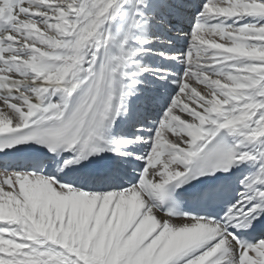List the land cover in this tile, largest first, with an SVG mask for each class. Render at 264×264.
Returning a JSON list of instances; mask_svg holds the SVG:
<instances>
[{
	"label": "snow or ice",
	"instance_id": "1",
	"mask_svg": "<svg viewBox=\"0 0 264 264\" xmlns=\"http://www.w3.org/2000/svg\"><path fill=\"white\" fill-rule=\"evenodd\" d=\"M262 21L0 0V264H264Z\"/></svg>",
	"mask_w": 264,
	"mask_h": 264
},
{
	"label": "bare ground",
	"instance_id": "2",
	"mask_svg": "<svg viewBox=\"0 0 264 264\" xmlns=\"http://www.w3.org/2000/svg\"><path fill=\"white\" fill-rule=\"evenodd\" d=\"M249 19H251V18H247L246 20L241 21V23L248 22ZM262 22H264V21H262ZM228 23H231V21H228ZM153 62H155V61H153ZM129 103H130V105H131L133 108H141V107H142V106H140V105L137 104V97H130V99H129ZM153 117H155V115H152V116L149 117V118H153Z\"/></svg>",
	"mask_w": 264,
	"mask_h": 264
}]
</instances>
